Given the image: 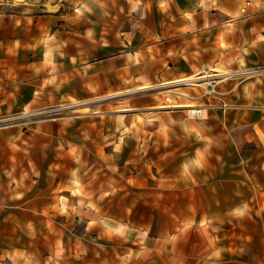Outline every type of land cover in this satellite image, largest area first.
Listing matches in <instances>:
<instances>
[{"label": "crops", "instance_id": "obj_1", "mask_svg": "<svg viewBox=\"0 0 264 264\" xmlns=\"http://www.w3.org/2000/svg\"><path fill=\"white\" fill-rule=\"evenodd\" d=\"M51 6L0 5V264H264V0ZM206 65L263 69L195 116Z\"/></svg>", "mask_w": 264, "mask_h": 264}, {"label": "built area", "instance_id": "obj_2", "mask_svg": "<svg viewBox=\"0 0 264 264\" xmlns=\"http://www.w3.org/2000/svg\"><path fill=\"white\" fill-rule=\"evenodd\" d=\"M263 68H236L230 70H219L211 66H204L202 70L194 75L187 76L183 79L173 82V87L189 85L199 86L201 91L194 96V98L206 99V103L193 105L192 112L195 116H199L204 107L207 108H225L228 106L225 101V95L229 93L236 84H239L251 74L257 73ZM233 81L234 84L228 89H222L221 86L228 82ZM79 102H72L69 104H60L45 108L43 110L27 111L23 116L44 115L50 118H56L59 113L69 107L76 108ZM11 119L0 118V122L10 121Z\"/></svg>", "mask_w": 264, "mask_h": 264}, {"label": "rangeland", "instance_id": "obj_3", "mask_svg": "<svg viewBox=\"0 0 264 264\" xmlns=\"http://www.w3.org/2000/svg\"><path fill=\"white\" fill-rule=\"evenodd\" d=\"M23 1H26V2H37V3H41V2H44L46 1L48 6L49 7H52L51 6V3L56 1V2H60V1H63V0H0V5H4V6H7V7H10L11 6V3L12 2H23Z\"/></svg>", "mask_w": 264, "mask_h": 264}, {"label": "bare ground", "instance_id": "obj_4", "mask_svg": "<svg viewBox=\"0 0 264 264\" xmlns=\"http://www.w3.org/2000/svg\"><path fill=\"white\" fill-rule=\"evenodd\" d=\"M194 75H195V74H194ZM190 76H191V75H190ZM181 79H183V78H181ZM178 80H179V79H178ZM148 86H149V85H148ZM188 105H190V104H188ZM193 105H194V104H193ZM193 105H192V106H193ZM187 107H188V106H187ZM190 107H191V106H190ZM192 109H193V107H192ZM190 111H191V110H190Z\"/></svg>", "mask_w": 264, "mask_h": 264}]
</instances>
